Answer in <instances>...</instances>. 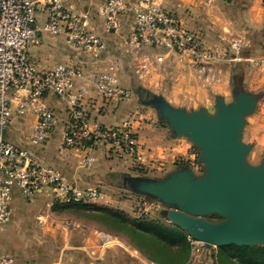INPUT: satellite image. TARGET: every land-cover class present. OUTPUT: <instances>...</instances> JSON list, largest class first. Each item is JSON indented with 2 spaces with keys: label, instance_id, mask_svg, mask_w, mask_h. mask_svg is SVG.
Segmentation results:
<instances>
[{
  "label": "crops",
  "instance_id": "0c3cea01",
  "mask_svg": "<svg viewBox=\"0 0 264 264\" xmlns=\"http://www.w3.org/2000/svg\"><path fill=\"white\" fill-rule=\"evenodd\" d=\"M70 3L78 12L88 13L93 31L106 40L107 48L101 60L72 50L65 44L62 35L52 37L45 33L39 34L37 42L28 47V55L40 69L69 64L83 68L85 74L90 76L103 70L107 63L117 65L119 83L129 92L128 97L119 104H107L91 92L86 98L87 110L91 117L106 126L119 125L125 120L133 121L137 154H115L105 145L96 144L90 150L95 160L93 166L83 168L81 158L84 152L68 150L62 145L68 120L67 106L51 94L45 95L40 102L53 110L58 122L47 142L32 146L27 141L36 117L32 111L25 116L16 113L17 103L24 92L14 93L11 97L13 117L4 132L7 141L56 168L69 182H74L80 188L99 187L104 197L98 204L104 205L109 201L106 188L118 186L117 180L122 175L145 176L146 173L160 171L167 174L176 169L181 164L179 162L187 164L193 158L192 145L187 140L173 138L165 124L158 118L153 119L151 108L139 106L134 98V94L139 98L137 91L143 89L159 94L174 107L212 111L217 96L223 97L226 102L232 100L236 79L240 77L244 91L260 96L256 112L247 118L243 141L253 145L250 155L260 156L261 160L264 156V0H215L210 7L205 5V0H172L171 8L179 19L189 29L200 33L206 45L216 48L221 55L210 81L197 78L184 62H175L165 74H140L136 66L132 70L130 63L134 59L124 44L131 21L127 22L120 34H107L97 16L94 1L70 0ZM41 21L42 18L38 16L37 23L41 24ZM231 38L242 40L237 56L230 50ZM117 49L125 53L122 66L118 59H114L119 54L117 51H120ZM127 81L129 84L126 86L124 82ZM129 197L137 202V196L132 194ZM124 202L118 201V204L124 207ZM51 207L45 196L25 200L15 192L11 221L9 225L0 227V256H11L17 264H153L126 237L116 236L94 222L73 217L66 218L68 221L54 220L53 216L61 215ZM39 214L47 217L43 226L37 223L36 216ZM104 235L113 238L110 243L104 242ZM192 245L194 250L187 264H216L217 248L204 247L201 254L198 246Z\"/></svg>",
  "mask_w": 264,
  "mask_h": 264
},
{
  "label": "built area",
  "instance_id": "2783aa9c",
  "mask_svg": "<svg viewBox=\"0 0 264 264\" xmlns=\"http://www.w3.org/2000/svg\"><path fill=\"white\" fill-rule=\"evenodd\" d=\"M95 9L103 31L118 35L129 20L130 27L124 44L135 61L140 74H165L175 62H184L197 78L210 81L221 55L206 45L200 33L189 29L171 8L172 0H89ZM215 0H205L212 6ZM42 18L41 24L37 17ZM64 36L65 44L75 51L91 55L96 60L106 52V40L95 33L87 12H78L70 0H0V226L11 221L15 192L25 200L45 196L49 204H97L104 193L99 187L80 188L69 182L56 168L37 160L28 150L7 141L5 130L12 123L11 97L24 92L16 106V113L25 116L32 111L36 122L27 139L32 146L47 142L57 125L52 109L41 105L45 95L56 96L65 103L68 120L62 145L68 150L84 152L81 166L90 168L94 157L90 153L96 144L105 145L115 154L135 156L137 141L133 121L106 126L91 117L87 110V96L94 92L102 102L110 104L125 100L129 92L117 76V65L107 63L94 76L83 68L57 64L40 69L30 59L28 47L37 42L38 35ZM240 38H231L230 50L239 53ZM195 174L201 172L197 158L188 161ZM141 215H160L163 206L146 197L137 196ZM46 216H36L43 226ZM112 237L104 235V242ZM191 240V239H190ZM192 244L201 243L191 240ZM0 264H17L8 255L0 256Z\"/></svg>",
  "mask_w": 264,
  "mask_h": 264
},
{
  "label": "water",
  "instance_id": "95a60500",
  "mask_svg": "<svg viewBox=\"0 0 264 264\" xmlns=\"http://www.w3.org/2000/svg\"><path fill=\"white\" fill-rule=\"evenodd\" d=\"M259 99L242 89L240 77L232 100L217 96L212 111L174 107L148 91L139 96L173 138H184L198 151L201 172L185 164L162 178L125 174L121 186L161 204V217L206 249L264 246V156L251 164L253 145L243 141ZM211 215L221 220L210 222L206 218Z\"/></svg>",
  "mask_w": 264,
  "mask_h": 264
},
{
  "label": "trees",
  "instance_id": "16d2710c",
  "mask_svg": "<svg viewBox=\"0 0 264 264\" xmlns=\"http://www.w3.org/2000/svg\"><path fill=\"white\" fill-rule=\"evenodd\" d=\"M146 90L136 92L144 96ZM185 163L179 164V166ZM123 175L121 176V178ZM55 212L76 214L103 226L116 236H124L153 264H187L194 246L187 233L158 215L130 217L120 209H107L88 204L54 205ZM216 264H264V246L217 248Z\"/></svg>",
  "mask_w": 264,
  "mask_h": 264
},
{
  "label": "rangeland",
  "instance_id": "374dc122",
  "mask_svg": "<svg viewBox=\"0 0 264 264\" xmlns=\"http://www.w3.org/2000/svg\"><path fill=\"white\" fill-rule=\"evenodd\" d=\"M117 50H120V49H117ZM119 54L117 56H114L116 58L114 59H118L119 62H120V65L122 66V62L125 61V58H123L125 56V53L124 51H122V49L120 51H117ZM112 62V61H111ZM103 68V66H101ZM130 68L132 70H135V63L133 61V63L131 62L130 63ZM132 73H134V71H132ZM129 82H124V85H128ZM134 98H136V102L139 104V106L141 105L140 102H139V98L138 96H136L134 94ZM122 101L120 102H113V103H110V104H119L121 103ZM151 114L153 116V119H157V113L154 109L151 108ZM191 155L193 156L192 159H195V158H198V151L195 150L193 147H192V150H191ZM259 157L260 156H254V155H250V157L248 158L249 162L251 164H257L259 162ZM179 163H184V162H179ZM166 173L165 171H160L159 173H155V172H150V173H146L145 176H149V177H152V178H155V176H164ZM143 174H140V176H142ZM144 176V175H143ZM117 183H118V186L112 188V187H109V188H106V195L108 197V200L107 203H105L104 205H99L98 203L97 204H93V205H89V206H96V207H100V208H107V209H120V210H123L124 212H126L130 217H133V218H137L140 216V213H139V208L137 207V202L136 201H132V199H130V195L132 196V194L130 192H128L126 189H124L122 186H121V178L120 180H117ZM120 183V184H119ZM118 201H125L124 202V207L120 206L118 204ZM53 208V207H51ZM32 213V212H31ZM30 213V214H31ZM58 215H61V216H56L54 217L53 216V219L54 220H59L61 219L66 221L67 219L66 218H76V219H80L81 221H85V222H90L87 220V218H83L79 215H76V214H69V213H65V212H56ZM67 214V215H66ZM34 215V213H33ZM157 216L155 212H153L152 214V217H155ZM32 219H33V216H31ZM52 217V216H51ZM208 221L210 222H219L221 219L217 216V215H211V216H208L206 218ZM68 221V220H67ZM97 224V223H96ZM6 225H9L6 224ZM6 225H3V226H6ZM98 226H101L99 224H97ZM3 226H0V227H3ZM102 228H104L103 226H101ZM105 229V228H104ZM106 230V229H105ZM198 246V248L200 249V253L202 254V252H204L203 249L204 246L201 244H198L196 245ZM215 261V259H214Z\"/></svg>",
  "mask_w": 264,
  "mask_h": 264
}]
</instances>
